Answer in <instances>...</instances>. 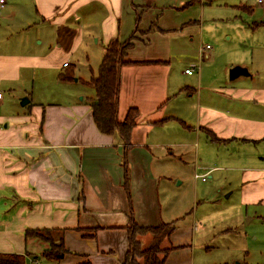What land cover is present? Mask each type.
Returning <instances> with one entry per match:
<instances>
[{
  "label": "crops",
  "instance_id": "1",
  "mask_svg": "<svg viewBox=\"0 0 264 264\" xmlns=\"http://www.w3.org/2000/svg\"><path fill=\"white\" fill-rule=\"evenodd\" d=\"M194 2L0 4V253L23 254L26 264H122L129 247L128 226L133 221L174 222L176 215L167 214L166 205L177 212L178 200H183L170 193L168 168L172 158L184 160L191 142L175 141V133L182 134L188 125L217 145L264 144V83L253 82L258 70L240 65L248 73L230 79V68H217L210 75L207 68L179 70L172 62L179 47L173 39L190 35L196 22L184 20ZM136 34L126 59L138 62L121 67L118 118L130 106L140 111L126 144L118 131L105 134L98 129L89 103L94 95L79 98L75 81L93 87L87 81L97 74L108 43ZM200 49L209 60L207 47ZM72 58L89 67V77H58L62 86L54 82L56 90L43 80L42 74H60L73 66ZM187 68L195 70L189 74ZM193 115L192 123L172 130L171 121ZM258 162L263 163L260 157ZM244 169L243 201L264 203V169ZM179 210L186 209L182 205ZM28 229L63 231L70 252L60 260L47 259L43 252L48 241L26 235ZM175 231L171 243L176 248L165 264H191L186 254L191 235L173 244Z\"/></svg>",
  "mask_w": 264,
  "mask_h": 264
},
{
  "label": "rangeland",
  "instance_id": "2",
  "mask_svg": "<svg viewBox=\"0 0 264 264\" xmlns=\"http://www.w3.org/2000/svg\"><path fill=\"white\" fill-rule=\"evenodd\" d=\"M198 2L196 0L184 12V20H196L191 23L190 35L173 39L179 44L171 56L175 68L184 70L186 66H198L207 68L206 73L211 75L217 68L244 65L260 72L253 80L255 84L264 83V5L258 0ZM139 33L143 36L145 30ZM207 45L204 52L211 53L209 60L200 49ZM71 61L75 77H89V67L74 58ZM95 63L92 66L97 69ZM58 74V71L42 74L43 80L49 81L55 90L54 82L62 86L57 80ZM75 84L76 91H81L79 98L95 97L93 87L79 81ZM195 118L193 115L188 120L171 121L175 126L172 130L184 128L185 121L192 123ZM186 126L182 134L175 133L172 138L191 142L186 157L183 161L172 158L168 168L172 174L169 186L173 192L170 193L183 198L178 200L177 212L172 211V204L166 205L167 214L176 215L173 244L176 238L191 235L190 251L186 253L191 264H264V203H245L241 187L244 168L255 165L264 169V144L217 145L206 134H197ZM259 157L263 163L258 162ZM196 174L206 175L207 180L202 181ZM231 190L233 193L227 196ZM166 195L169 196L168 192ZM182 205L186 210L180 212Z\"/></svg>",
  "mask_w": 264,
  "mask_h": 264
},
{
  "label": "trees",
  "instance_id": "3",
  "mask_svg": "<svg viewBox=\"0 0 264 264\" xmlns=\"http://www.w3.org/2000/svg\"><path fill=\"white\" fill-rule=\"evenodd\" d=\"M132 35L128 40L114 39L106 46L97 74L87 83L95 89V97L90 100L94 121L98 129L105 134L119 132L122 140L128 144L131 131L137 125L140 111L130 106L123 119L118 118L119 95L121 86V67L124 64L138 62L126 59L128 50L133 46ZM73 68H67L59 74L61 80L71 79ZM213 139L214 133L207 130ZM174 222H162L157 225H141L133 221L128 226L129 247L122 264H165L170 252L176 248L171 243L175 231ZM58 229H28L26 235L38 236L49 243L43 256L49 260H60L70 250L65 246L63 231ZM164 245V242H167ZM0 264H26L23 254L0 253Z\"/></svg>",
  "mask_w": 264,
  "mask_h": 264
},
{
  "label": "water",
  "instance_id": "4",
  "mask_svg": "<svg viewBox=\"0 0 264 264\" xmlns=\"http://www.w3.org/2000/svg\"><path fill=\"white\" fill-rule=\"evenodd\" d=\"M247 73H248V70L245 67L240 66V65L233 66L229 70L230 79H234L240 75L247 74ZM24 99L26 100H23L22 103H26L28 101L27 98H24Z\"/></svg>",
  "mask_w": 264,
  "mask_h": 264
},
{
  "label": "built area",
  "instance_id": "5",
  "mask_svg": "<svg viewBox=\"0 0 264 264\" xmlns=\"http://www.w3.org/2000/svg\"><path fill=\"white\" fill-rule=\"evenodd\" d=\"M258 2H259V4L264 5V0H258ZM4 3H5V0H0V4H1V5H3ZM206 47L208 48L209 45H207ZM194 70H195L194 68H187V69L185 70V72L191 74V73L194 72ZM1 97H2V93L0 92V98H1ZM196 177H201L202 180H204V181L207 180V176H206V175H199V174H196ZM38 263H40V261H39V260H35V261H33L31 264H38Z\"/></svg>",
  "mask_w": 264,
  "mask_h": 264
}]
</instances>
